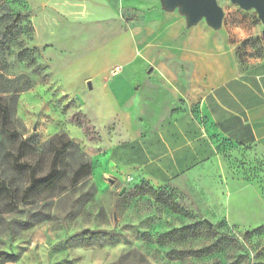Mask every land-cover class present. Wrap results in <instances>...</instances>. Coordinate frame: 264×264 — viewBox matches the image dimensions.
<instances>
[{"label": "rangeland", "instance_id": "rangeland-1", "mask_svg": "<svg viewBox=\"0 0 264 264\" xmlns=\"http://www.w3.org/2000/svg\"><path fill=\"white\" fill-rule=\"evenodd\" d=\"M217 3L237 58L256 65L264 25L253 10ZM162 12L191 28L160 0H0V87L5 79L30 86L3 100L14 135H0V264H264L263 154L223 140L202 185L155 188L109 163L121 118L101 79L82 83L75 72L73 92L63 91V73L123 30L146 26L140 40L180 42L173 19V34L161 33Z\"/></svg>", "mask_w": 264, "mask_h": 264}, {"label": "crops", "instance_id": "crops-1", "mask_svg": "<svg viewBox=\"0 0 264 264\" xmlns=\"http://www.w3.org/2000/svg\"><path fill=\"white\" fill-rule=\"evenodd\" d=\"M156 18L169 21L161 33L170 36L173 19L181 41L153 45L140 40L146 26L123 30L62 76L68 94L75 72L83 74L82 83L97 76L109 89L111 115L121 118L122 132L109 142V163L158 188L183 179L202 185L223 140L264 155V58L242 64L224 28L202 22L186 30L174 13ZM113 64L121 70L110 76Z\"/></svg>", "mask_w": 264, "mask_h": 264}, {"label": "water", "instance_id": "water-1", "mask_svg": "<svg viewBox=\"0 0 264 264\" xmlns=\"http://www.w3.org/2000/svg\"><path fill=\"white\" fill-rule=\"evenodd\" d=\"M228 1L243 11L253 10L260 23L264 25V0ZM160 3L164 11L171 12L177 9L184 16L187 27L195 26L203 20L212 30L221 29L224 14L217 0H160Z\"/></svg>", "mask_w": 264, "mask_h": 264}, {"label": "trees", "instance_id": "trees-1", "mask_svg": "<svg viewBox=\"0 0 264 264\" xmlns=\"http://www.w3.org/2000/svg\"><path fill=\"white\" fill-rule=\"evenodd\" d=\"M6 87L2 88L0 87V94H5L6 97L5 99H3L2 97H0V135H4L5 137H11L14 135L13 132H9V130L7 129L6 125L8 123L9 120V112H10V108L9 105L4 103L3 100L8 101H13L16 97V95L25 90L28 89L30 86L27 85L24 88L23 87H19L18 86V81L15 79H5L4 81ZM71 142H68L67 145L71 146ZM0 146H1V142H0ZM25 145L24 143H20L18 146V154L17 157H15V162H18V160H20V156L22 154V151L25 149ZM57 156L55 155V158L53 159V164L57 162ZM16 168L21 170L22 172L27 171V169H29V166L26 163H21V164H16ZM89 170V166L88 164L85 165H81L79 167V169L76 171V173L74 174V184H77L79 182H81L84 178V174ZM31 176H33V173L30 172ZM83 176V177H81ZM31 181L33 180L32 177L30 178ZM31 187L26 188L25 190V197L27 196V193L30 191Z\"/></svg>", "mask_w": 264, "mask_h": 264}, {"label": "built area", "instance_id": "built-area-1", "mask_svg": "<svg viewBox=\"0 0 264 264\" xmlns=\"http://www.w3.org/2000/svg\"><path fill=\"white\" fill-rule=\"evenodd\" d=\"M120 66H115L113 68L110 69L109 73H110V76H115L117 75L118 73H120Z\"/></svg>", "mask_w": 264, "mask_h": 264}]
</instances>
